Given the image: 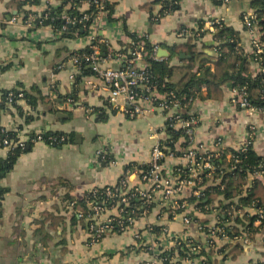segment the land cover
<instances>
[{
  "label": "crops",
  "instance_id": "0c3cea01",
  "mask_svg": "<svg viewBox=\"0 0 264 264\" xmlns=\"http://www.w3.org/2000/svg\"><path fill=\"white\" fill-rule=\"evenodd\" d=\"M9 1H0V106L4 93L16 89L30 92L36 88L38 101L36 107L22 99L0 108V130L20 132L28 144L32 135L60 134L59 142L64 144L57 147L53 143L33 142L12 171L2 178L6 194L0 201V264H147L153 256L138 247L140 235L147 242L160 243L161 251L176 248L180 241L199 243L205 251L199 257L196 256L200 250L187 260L176 259V264L264 263V228L252 241L241 242L243 251L237 258L216 250L208 259L210 238L206 230L222 226L216 210L221 199L213 204L210 214H193L194 208H189L188 213L175 218L157 193L148 211H141L128 230L108 232L96 240L88 224L90 215L82 217L84 212L78 202L96 189L116 187L130 164H150L156 142L166 137L169 114L146 101L140 103L145 110L142 117L131 118L121 109L113 113L107 107L109 91L104 82L94 76L78 81L80 72L71 62L73 54L89 48L84 28L68 39L48 25L33 22L28 26L15 8L7 6ZM66 1L77 4L80 13L91 8V0ZM156 1L110 0L116 3L114 11L100 21L98 29V37L105 42L104 51L108 53L105 56L108 68L124 67L125 60L120 55L125 54L131 34L146 36L158 52L168 53V58L162 59L169 60L170 48L185 42L179 37L183 29L198 30L203 26L206 33L201 42L208 49L213 45L210 29L213 20H223L238 32L244 53L252 54V37L242 18L252 12L253 0H230L228 5H216L213 0H181L179 11L166 15L158 23L152 20L161 12ZM50 6L58 8L61 1L38 0L37 5L24 9L29 17L38 20ZM206 53L210 54L209 50ZM185 59L184 54L178 55L171 64L180 66ZM251 70L256 75L259 67L252 64ZM181 78V74L172 77L174 82ZM231 91L229 86L223 87L220 98H212L203 89L201 100L191 110L182 112L198 122L192 147L207 153L237 151L246 142L250 128H255L253 149L264 158V113L250 115L233 108ZM100 115L105 119L100 120ZM99 152L104 154V160L98 157ZM7 156L8 149L0 145V159ZM185 164L183 157H168L163 173L173 178L175 169ZM125 177L131 191L146 188L138 174ZM195 188L186 186L180 200L197 196ZM246 213L253 216L256 211L246 209ZM117 215L118 209L114 207L97 221H91L101 226ZM149 227L160 232L151 233ZM214 242L221 250L226 241Z\"/></svg>",
  "mask_w": 264,
  "mask_h": 264
},
{
  "label": "trees",
  "instance_id": "16d2710c",
  "mask_svg": "<svg viewBox=\"0 0 264 264\" xmlns=\"http://www.w3.org/2000/svg\"><path fill=\"white\" fill-rule=\"evenodd\" d=\"M3 1V0H0ZM61 1V6L58 8L49 7V11H45V14H49V19L42 21L41 26H52L56 33H62V38L71 39L75 33H80L83 28L82 24L69 25L66 24L65 20L62 19L63 15H68L74 19H81L83 14L77 10V4L68 2L66 0ZM87 14H94L96 12L95 6L92 4ZM181 0H157L156 3L161 5V12L156 18L152 17L156 23H158L166 15L174 14L180 9ZM216 5H224L223 0H213ZM38 0H10L7 6L10 9L15 8L20 16H23L24 20L27 21L29 12L24 8L28 5H37ZM71 4V6H70ZM69 5V6H68ZM106 10L109 14H112L116 3L107 0L105 3ZM48 9V8H47ZM251 9L257 17V22L254 25L255 30L261 35V41L264 44V0H253L251 3ZM43 15V16H44ZM39 21V22H40ZM34 23L37 24V21ZM213 24L212 40L213 45L210 48H205L201 42L204 39L205 31L203 26H200L198 30L183 29V31L189 32L190 36L186 37L185 42L179 45H175L170 48L171 58L169 60H158L154 54L155 46L150 43L147 37H144L146 56L144 62L147 65V72L151 77L156 91L160 94H171L174 93L177 100H179L181 107L184 111L191 110L193 104L201 100L202 90L205 89L208 92V97H219L221 96V90L223 87L229 86L231 89L236 91L245 90L246 98L250 103V106L256 110L264 109V72H260L256 75L252 73L251 65L258 64L264 71V54L260 55L259 62L256 60L257 56L254 54L246 55L244 53L240 35L233 28L228 27L225 22L215 23V20L211 21ZM89 24V23H88ZM40 25V24H39ZM203 25V24H202ZM63 27L67 29L62 32ZM86 34L88 33L85 31ZM131 40L137 41V35L131 34ZM129 47V46H128ZM127 47V48H128ZM105 46H101V55L105 57L108 53L105 50ZM126 48L125 54L128 49ZM209 50L210 54L206 53ZM91 50L88 48L84 52L75 53V55L85 56L89 55ZM124 53V52H123ZM184 54L186 59L182 61L180 66H174L171 64L172 59L178 55ZM211 66L214 67V71H211ZM80 75L78 81L82 78L94 76L91 67L84 63L82 60ZM175 74H181L182 78L174 82L172 77ZM36 88L30 92L27 90H12L5 92L3 96V102L0 106L1 109L4 106L10 104L9 100L12 98V103L15 104L19 100H26L31 107H36L37 96L35 95ZM23 93L24 97L19 98V94ZM220 95V96H218ZM10 96H12L10 98ZM39 96V94H38ZM109 104V103H108ZM107 107L115 113L111 105ZM99 111V110H97ZM100 112V111H99ZM99 112H97L99 114ZM101 116V115H100ZM99 116V117H100ZM183 118H187V115H182ZM103 116L100 120H104ZM171 121H168L166 125V137L162 141L164 153H171L175 157H183L190 145L187 142L186 136L183 130L175 129L172 126ZM37 135H32L29 144L25 143L24 146H16L8 150V156L5 159H0V201L6 194V190L1 186V180L7 175L14 166L16 165L19 157L28 152L30 145L33 144V140L37 139ZM62 135L45 133L42 138L43 141L48 144H54L57 147L64 143L59 142ZM0 139H17L16 132H5L2 133L0 130ZM52 140L56 141L53 142ZM68 141V139H67ZM4 147L3 143L1 144ZM230 156V158H228ZM214 170H203L200 174L201 182L197 184L195 192H198V196H194L190 199H181L177 201V204H185L184 209L173 211L170 206L172 217L176 215L187 213V209L194 208L197 212H203L206 214L212 213L211 210L214 207L213 204L221 199L216 210L220 214V225L224 233L230 238L223 245V248L215 247L209 250L207 255L208 259L211 258L214 251L218 250L221 254L224 252L227 256L237 258L243 251L241 242L232 241L235 237L243 238L248 243L253 240L254 235L259 232L261 228H264V158L257 155L254 151L253 146H249L243 150H224L216 153H208L198 155V159H206ZM127 171L138 172L144 171L149 172L150 164L148 165H136L130 164ZM177 170H180L177 172ZM262 174V180L251 179L255 174ZM176 175H180L181 179L191 180V174L189 169L180 166L176 168ZM143 175H140V179ZM116 187H109V189L115 192L116 198L112 200L106 196L107 188L97 189L95 193L87 195L84 200L78 202V206L84 212L83 216L88 215L91 219L92 212L89 210L90 203L103 206L110 209L114 206L115 202L121 201L120 197L121 189ZM114 188H118L117 190ZM129 196L133 195L129 192ZM221 203V205H220ZM144 202L140 198H131L128 206H122L125 210V215L135 220L142 213L141 209L144 208ZM89 206V207H88ZM150 207V206H149ZM149 209V208H148ZM246 209H252L256 211L255 215L246 213ZM263 213V218L260 219L258 212ZM241 214H243L241 216ZM191 218V217H190ZM228 223H233L231 226L225 227ZM256 223H259V227H256ZM89 227L93 225V222L89 221ZM126 225L128 223L126 222ZM241 227V229H240ZM153 232H160L159 229L152 228ZM258 230V231H257ZM209 230H206L208 234ZM115 232H119L115 230ZM161 249V248H159ZM158 249V250H159ZM193 249H199L201 255H205L204 249L199 243L190 242L188 244H177L176 248L166 250L158 256L159 259L163 260V264H176V259L187 260L190 255H196L193 253ZM161 251V250H160ZM223 253V254H224ZM179 257V258H177ZM207 264H214L208 261ZM264 264V263H257Z\"/></svg>",
  "mask_w": 264,
  "mask_h": 264
},
{
  "label": "built area",
  "instance_id": "2783aa9c",
  "mask_svg": "<svg viewBox=\"0 0 264 264\" xmlns=\"http://www.w3.org/2000/svg\"><path fill=\"white\" fill-rule=\"evenodd\" d=\"M107 0H93L92 4L95 6L96 12L93 14L82 13L83 16L81 19H74L69 17L68 15H63L62 19L65 20L66 24L69 25H80L82 24L85 31L88 32V40H89V49L91 53L85 56H79L73 54L71 57V62L74 64L75 68L80 72L82 60L85 64L91 67V70L94 74V77L99 78L104 82L109 91L108 103L114 109L125 110V113L128 114L131 118H139L142 117L145 113V110L142 109L140 103L142 101L149 102L154 108L161 110L164 113L169 114V121L172 123V127L175 129L183 130L184 135L186 136L187 142L190 147L186 151V154L183 156V159L186 161L184 167L189 169L191 174V180L181 179L180 175H176V169L174 171L173 178H168L163 173L164 162L168 157H174L175 155L171 153H164V148L162 146V141L158 140L153 148L151 154V162H150V170L149 172L140 171H127L126 175L136 173L139 176L143 175L141 178L142 182L145 185V189L136 188L134 190H130L128 188V180L124 176L120 182L119 186L121 189L120 197H122L121 201L115 202L112 208L118 209V215L115 218L109 219L105 224L100 225H92L91 229L94 231L96 240H99L103 235L108 232H112L118 230L119 232H124L128 230L134 223L135 219L127 217L125 215V210L122 209V206H128L131 198H140L144 202V208L141 210L143 213L148 211L149 206L153 203L154 197L157 193H160L162 196L164 206H170L173 211H177L185 208V204L179 205L177 201L180 200V195L183 189L188 187H196L197 184L201 182V178L199 177L203 170H214V168L207 162L210 157L204 159H198V155L208 154L207 152H202L199 148L192 147L194 142V127L196 126L197 119L195 117L183 118L182 115L185 113V109L181 107L179 100H177L174 93L171 94H160L156 91L153 83L151 82V77L147 72V65L144 62L148 53L146 52L145 41L143 35H137V41H130L127 54H122L120 57L125 60V65L121 69H112L106 66V58L101 55V46H104L105 42L98 37V29L99 23L102 19L108 16L109 12L106 10L105 3ZM224 5L230 4V0H223ZM49 11V7L47 9ZM46 11V12H47ZM40 19L48 20L49 14H45ZM37 18L30 16L27 20L26 24L28 26H32V23L38 21ZM224 22L223 20H215V23ZM244 27L247 32L252 37L251 47L252 54L257 56L256 60L259 62L260 55L264 54V44L261 41V35L255 30L254 25L257 22L256 15L252 12L244 15L242 18ZM89 23V24H88ZM38 24L42 25V21ZM211 30L213 32V24L210 23ZM52 27V26H50ZM55 31V29L52 27ZM67 27H63L62 32H64ZM62 34V33H58ZM189 32L182 31L179 34L180 38L186 39V37L190 36ZM158 48L155 47L153 56L158 59ZM108 58V57H107ZM258 66V64H256ZM259 71L264 72L260 66ZM257 73V74H258ZM232 97L230 104L233 108L238 110H243L248 112L250 115L255 113H264L263 110H256L250 106L246 98L245 90L236 91L231 89ZM12 96H10L11 98ZM19 98H23L24 94L21 93L18 96ZM9 103H12V98L9 100ZM183 112V113H182ZM2 133H5L2 131ZM17 139H0V145L3 143L4 148L10 150L12 147L16 146H24L25 141L22 139L21 133L16 132ZM37 139L33 140V142L43 141V138L40 135H37ZM256 137L255 128H250L248 138L243 146L239 150H245L249 146H253L254 138ZM53 142H56L52 140ZM44 142V141H43ZM98 157L101 156L104 160V154L102 155L99 152ZM218 156V152L216 153ZM180 170H177V172ZM262 180V174H255L252 178ZM114 188V189H118ZM97 190V189H96ZM92 193H95V191ZM113 190L107 188L106 196L114 200L116 198L115 192ZM129 192H132L133 195L129 196ZM198 196V192H196ZM90 210L92 212L91 220L97 221L100 216L107 210V208L103 206H99L97 204L90 203ZM193 210V209H192ZM190 209H187V213ZM195 214V210L192 211ZM264 213V212H263ZM263 213L261 211L258 212L260 215V219L263 218ZM177 217V216H176ZM175 217V218H176ZM189 218H186L188 222ZM126 222L128 225H126ZM148 231L154 233L152 228L149 227ZM207 234L210 240L207 243L208 250H211L215 247L214 240H223L228 241L230 238L224 233V230L221 228H211ZM232 241L242 242L246 241L243 238L235 237ZM138 247L144 249L147 252L152 253V259L147 264H163V260L159 259L158 256L164 252V250L157 252V250L161 247L160 243H152L144 240L143 236L140 235L137 237ZM181 242V241H180ZM177 243L182 244L181 243ZM191 242V241H190ZM190 242H186L184 244H188ZM161 250V249H159ZM193 253H199V249H193Z\"/></svg>",
  "mask_w": 264,
  "mask_h": 264
},
{
  "label": "water",
  "instance_id": "95a60500",
  "mask_svg": "<svg viewBox=\"0 0 264 264\" xmlns=\"http://www.w3.org/2000/svg\"><path fill=\"white\" fill-rule=\"evenodd\" d=\"M37 23H39V20L37 21ZM158 58H160V59H162V58H168V53L167 52H165V51H163V50H160L159 52H158Z\"/></svg>",
  "mask_w": 264,
  "mask_h": 264
}]
</instances>
